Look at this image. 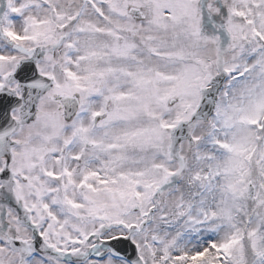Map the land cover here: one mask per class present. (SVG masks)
I'll return each mask as SVG.
<instances>
[{"label": "snow or ice", "instance_id": "snow-or-ice-1", "mask_svg": "<svg viewBox=\"0 0 264 264\" xmlns=\"http://www.w3.org/2000/svg\"><path fill=\"white\" fill-rule=\"evenodd\" d=\"M0 264H264V0H0Z\"/></svg>", "mask_w": 264, "mask_h": 264}]
</instances>
